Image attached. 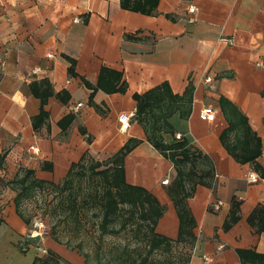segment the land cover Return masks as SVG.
Returning a JSON list of instances; mask_svg holds the SVG:
<instances>
[{"label": "crops", "instance_id": "crops-1", "mask_svg": "<svg viewBox=\"0 0 264 264\" xmlns=\"http://www.w3.org/2000/svg\"><path fill=\"white\" fill-rule=\"evenodd\" d=\"M104 67L122 74L124 91L96 87ZM208 74L214 81L204 80ZM165 81L179 94L193 86L190 117L176 114L171 122L210 157L215 171L212 186L199 185L188 199L197 237L190 264H241L239 248L264 253V233L247 221L264 205V178L220 139L230 123L224 98L260 137L264 166V0H157L152 12L127 9L121 0H0V264H32L48 250L61 264H86L76 249L28 237L30 225L18 214L9 181L30 169L38 179L62 182L73 164L104 161L130 137L143 141L124 160L126 181L158 198L165 211L157 231L178 237L179 216L168 194L174 166L146 140L135 115L134 95ZM204 105L216 108L214 120L200 118ZM121 113H134L125 131ZM231 119L240 123L235 114ZM250 172L260 179L249 182ZM234 197L242 202L240 219L225 230ZM27 201L21 210L32 223Z\"/></svg>", "mask_w": 264, "mask_h": 264}, {"label": "trees", "instance_id": "trees-1", "mask_svg": "<svg viewBox=\"0 0 264 264\" xmlns=\"http://www.w3.org/2000/svg\"><path fill=\"white\" fill-rule=\"evenodd\" d=\"M121 1L122 6L127 9L152 12L157 0L152 2L149 0ZM96 87L106 92L124 91L126 83L122 74L104 67ZM193 94L192 85L179 94L173 92L170 84L165 81L142 94L134 95L136 120L143 127L146 140L172 162L176 172L168 189L180 221L179 235L176 239L157 231V223L164 214L165 206L151 191L126 181L124 160L143 141L136 137H130L117 152L104 161L89 160L87 164L83 161L73 164L68 176L59 183L38 179L34 176L33 170L22 169L24 175L21 176L20 172L9 181L13 189L17 191L15 202L18 214L30 225L31 217H25L21 210L23 202L55 193L58 195L56 197H59V202L57 205L54 204L56 198L54 196L50 204L52 211L55 213L69 211L66 213L68 217L73 215L79 218L80 205L77 199L79 191L82 192L86 183L89 170L97 181L100 184L103 182L105 186L102 194L98 191L97 194L87 193V196L94 197L95 201L98 199L101 202L103 230L107 231L109 226L120 217L123 220L120 229L130 224H138V221H141L139 226L144 227L143 234L147 240L146 253H141L139 259H134V264H190L192 248L196 244L197 237L194 233L196 220L190 210L188 199L194 196L199 185L212 186L215 176L214 164L210 157L194 146L185 136L177 139L176 129L171 122V118L176 114L184 119L190 117L193 109ZM48 95L50 94L42 97V104L45 103ZM221 105L230 120L229 126L220 135L223 146L238 162L252 164L259 175L264 178V166L258 161L262 154L260 137L252 130L247 116L231 101L222 98ZM233 114L240 119V123H234L231 119ZM71 119L69 116L63 118V124L66 127L69 126ZM3 158L4 155L0 156V159ZM86 198L84 203L89 200ZM241 204V200L236 197L232 199L223 227L225 230H229L239 221ZM121 210H126V213L122 215ZM247 221L256 233H264V205L258 204L247 217ZM177 248H180V252L176 250ZM158 250L168 251L171 254L162 260H151V255ZM237 253L241 264H264V253L256 248H239ZM61 261L58 253L48 250L44 255L35 256L32 264H61ZM88 261L86 255V264H89ZM121 263L124 264L123 261Z\"/></svg>", "mask_w": 264, "mask_h": 264}, {"label": "rangeland", "instance_id": "rangeland-1", "mask_svg": "<svg viewBox=\"0 0 264 264\" xmlns=\"http://www.w3.org/2000/svg\"><path fill=\"white\" fill-rule=\"evenodd\" d=\"M173 118L176 117L173 116ZM104 188V183L100 184L88 170L86 183L82 192L79 191L77 199L80 205L79 218L73 215L68 217L66 213L69 211H59L58 213L52 211L50 204H52L54 196H58L55 193L29 199L26 203V213L33 218L30 228H34L36 221H43L48 226V232L43 236L46 240H58L79 251L83 257L86 258L87 255L89 264H122L121 261L124 264H134V259H139L141 253H146L147 240L143 234L144 227L139 226L141 221H138V224H130L128 227L120 229L123 222L120 217L109 226L107 231L103 230L101 227L103 214L101 202L98 199L95 201L94 197L87 196V193L97 194L98 191L102 194ZM65 194L67 193L65 192ZM86 197L89 200L84 203ZM58 202L59 197H56L54 204L57 205ZM124 213L126 210H121V214L124 215ZM45 241L40 242L47 244L44 243ZM176 250L180 252V248ZM170 254L171 252L158 250L151 255L150 259L162 260L169 257ZM29 256L32 260L33 252H30Z\"/></svg>", "mask_w": 264, "mask_h": 264}, {"label": "built area", "instance_id": "built-area-1", "mask_svg": "<svg viewBox=\"0 0 264 264\" xmlns=\"http://www.w3.org/2000/svg\"><path fill=\"white\" fill-rule=\"evenodd\" d=\"M188 12L195 14L197 12V7L194 5H189L188 7ZM78 20V19H76ZM204 80L207 83H210L214 81V76L212 74H208L205 76ZM134 116V113L127 114V113H121L119 115V121L121 123V129L122 130H127L128 127L130 126L131 118ZM199 116L201 119L206 120V121H212L214 120L216 116V108L212 105H204L199 112ZM176 138L181 139L183 137V134L178 132L176 133ZM260 179V176L255 173V172H250L248 176V181L249 182H257ZM170 180L169 178H166L162 181V184H169ZM223 205V202L220 200L216 202L213 207L214 209H219L220 206ZM48 232V226L43 222V221H36L34 228H30V231L28 233L29 238H37V237H43L45 234ZM206 260H209V256H205Z\"/></svg>", "mask_w": 264, "mask_h": 264}]
</instances>
